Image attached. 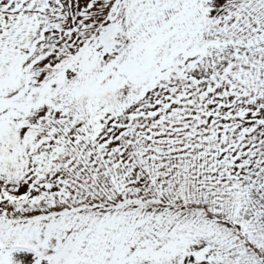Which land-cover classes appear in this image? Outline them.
<instances>
[{
  "label": "rangeland",
  "instance_id": "rangeland-1",
  "mask_svg": "<svg viewBox=\"0 0 264 264\" xmlns=\"http://www.w3.org/2000/svg\"><path fill=\"white\" fill-rule=\"evenodd\" d=\"M0 264H264V0H0Z\"/></svg>",
  "mask_w": 264,
  "mask_h": 264
}]
</instances>
